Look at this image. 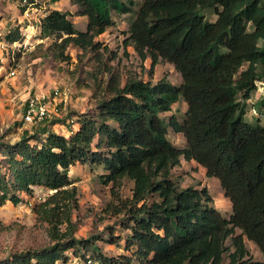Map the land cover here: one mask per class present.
Wrapping results in <instances>:
<instances>
[{
  "label": "trees",
  "instance_id": "1",
  "mask_svg": "<svg viewBox=\"0 0 264 264\" xmlns=\"http://www.w3.org/2000/svg\"><path fill=\"white\" fill-rule=\"evenodd\" d=\"M140 1L130 39L143 58L149 53L153 61L160 57L174 65L181 87L134 79L122 87L112 76L106 87L110 98L98 101L97 114L81 115L69 136L44 127L14 142L0 140V205H18L19 194L30 195L35 186L55 191L34 208L48 225L51 244L0 264H56L68 260V252L77 255L93 245L74 236L71 218L77 202L69 170L87 162L108 172L104 184L134 182L132 204L125 209L132 223L127 247L136 248L138 264H224L228 238L235 246L228 264H264L247 257L244 243L251 241L264 256V126L245 120L256 83H264V0ZM71 2L88 19L85 32L59 10L39 25L42 38L56 37L60 59L70 45L96 49L94 39L115 25L112 13L129 14L137 6L136 0ZM208 9L215 10L214 22L201 13ZM180 97L188 106L186 117L170 123L184 136L185 149L168 139L169 123L160 116ZM38 135H46L44 142L31 144ZM181 157L218 179L232 204L229 219L214 208L205 189L180 188L171 179ZM151 196L158 200L146 202ZM236 229L240 235H234ZM87 258L93 260L86 256L84 262ZM98 264L133 260L103 257Z\"/></svg>",
  "mask_w": 264,
  "mask_h": 264
},
{
  "label": "rangeland",
  "instance_id": "2",
  "mask_svg": "<svg viewBox=\"0 0 264 264\" xmlns=\"http://www.w3.org/2000/svg\"><path fill=\"white\" fill-rule=\"evenodd\" d=\"M0 0V33L7 42L14 41L23 44L21 53L17 55L18 73L15 77L0 75V140L16 141L24 133L36 135L42 128L63 136H69L71 130H76V124L83 114H97L98 101L110 98L106 89L112 76L122 87L127 80H141L156 85L165 80L181 87V74L174 65L157 57L155 61L150 54L143 58L135 49L129 33V27L135 19L140 0L133 12L124 15L112 13L115 25L94 39L96 49H81L70 45L64 59L57 57L55 48L56 37H41L38 28L42 18L50 11L59 10L68 14L75 28L85 32L88 19L80 15V8L71 0ZM207 20L217 19L214 9L201 12ZM257 89L247 102L245 120L254 123L259 121L264 126V116L257 117L253 108L263 110L264 86L257 82ZM58 88L62 95L58 101L51 103L52 118L43 122L28 125L23 117L27 101L30 97L50 96ZM188 106L180 97L171 110L160 114L168 125V139L179 149L187 147L184 136L176 132L171 120L182 123L186 117ZM46 135H38L31 144L40 146ZM0 149V160L2 154ZM108 172L102 165L95 163L76 164L69 170L72 182L69 188L76 190V206L71 218L74 236L78 239L90 240L92 246L81 249L77 255L68 252V260L58 264H84L86 256H91L101 263V259L128 256L135 261L136 248H128L127 240L131 236L129 226L132 225L128 210L132 204L134 182L124 178L119 185L104 184L103 175ZM171 179L180 188L205 189L213 199L212 203L223 217L229 219L232 215V204L224 194L218 179L209 177L206 170L194 160L183 157L180 163L172 169ZM54 190L43 187H33L30 195L20 193L22 201L15 205L8 201L0 205V262L13 254L39 249L51 244L48 236V225L40 221L34 208L45 202ZM158 200L151 196L146 202ZM143 202L138 204V207ZM66 231V225L62 226ZM241 231L236 229L235 236ZM234 236V237H235ZM233 239L225 242L227 251L224 264L229 263L228 255L234 252ZM248 250V258L264 261L260 249L244 238ZM98 248L99 252L94 250ZM57 264V263H56Z\"/></svg>",
  "mask_w": 264,
  "mask_h": 264
},
{
  "label": "built area",
  "instance_id": "3",
  "mask_svg": "<svg viewBox=\"0 0 264 264\" xmlns=\"http://www.w3.org/2000/svg\"><path fill=\"white\" fill-rule=\"evenodd\" d=\"M5 36L0 33V75L6 74L9 77H15L18 73L17 55L21 53L23 44L18 41L13 43L7 42ZM257 84V83H256ZM264 86L263 82H260ZM259 87V86H257ZM61 91L56 88L50 96H36L30 97L27 101L26 110L24 112V123L28 125L37 124L52 118L51 103L57 102L61 97ZM253 113L257 117L264 116V107L262 112L253 108ZM84 264H98V262L87 258Z\"/></svg>",
  "mask_w": 264,
  "mask_h": 264
},
{
  "label": "crops",
  "instance_id": "4",
  "mask_svg": "<svg viewBox=\"0 0 264 264\" xmlns=\"http://www.w3.org/2000/svg\"><path fill=\"white\" fill-rule=\"evenodd\" d=\"M38 28H40V26L38 27ZM79 128V125L78 124H76V130ZM57 264H58V262H57Z\"/></svg>",
  "mask_w": 264,
  "mask_h": 264
}]
</instances>
